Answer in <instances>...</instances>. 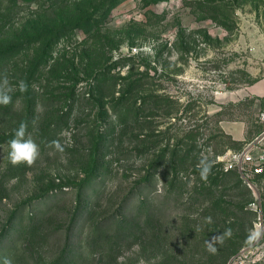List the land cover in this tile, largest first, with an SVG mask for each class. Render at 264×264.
Here are the masks:
<instances>
[{
	"label": "rangeland",
	"instance_id": "obj_1",
	"mask_svg": "<svg viewBox=\"0 0 264 264\" xmlns=\"http://www.w3.org/2000/svg\"><path fill=\"white\" fill-rule=\"evenodd\" d=\"M83 1L0 0V82L13 87L0 105V260L228 264L250 250L264 264L254 192L218 159L260 147L264 0H123L53 49L26 41L40 16L72 20ZM21 124L31 165L8 156ZM259 194L264 215V179Z\"/></svg>",
	"mask_w": 264,
	"mask_h": 264
},
{
	"label": "trees",
	"instance_id": "obj_2",
	"mask_svg": "<svg viewBox=\"0 0 264 264\" xmlns=\"http://www.w3.org/2000/svg\"><path fill=\"white\" fill-rule=\"evenodd\" d=\"M122 1L123 0H96L93 3L91 2V0H85L79 4L74 2L73 4H74L75 10H74V14L72 15L74 18L70 20L69 16L62 14L57 19L54 25H51V23L50 24L44 23L42 21V16H40L39 20H41L40 21L41 26H42L41 29L37 30L34 34H29L26 41L31 43V42H36V41H40L43 39V43H44V40L46 41L45 47L48 49L49 47L50 49H53L52 48L53 46H50V45L55 43L58 40V38H62L68 32L70 28H82L84 30L91 29L94 25L96 26L97 23L101 22L103 19L105 20L104 17H106V14L108 13V11H110L112 8H114L116 5H118ZM159 1H162V0H143L146 6L157 3ZM98 2L99 4H97ZM68 4L69 3L67 2L65 5L59 6V8H64L65 10H67L70 6ZM87 7L92 8V12L88 10ZM99 13H101V15H98ZM107 72H109V70L107 71L99 70L96 73H94L93 76L99 73V76L105 77L107 76ZM256 259L255 261H257ZM255 261L251 262L250 264L255 263Z\"/></svg>",
	"mask_w": 264,
	"mask_h": 264
},
{
	"label": "built area",
	"instance_id": "obj_3",
	"mask_svg": "<svg viewBox=\"0 0 264 264\" xmlns=\"http://www.w3.org/2000/svg\"><path fill=\"white\" fill-rule=\"evenodd\" d=\"M260 119L264 122V104L260 112ZM264 134V133H263ZM259 140V138H258ZM222 169L225 172L237 170L245 180L246 184L253 190L255 200L251 203L252 209L257 212V220L253 235L257 242L261 239L264 215L262 213L261 204L259 201L258 184L253 180V177L264 174V149L256 150L254 146H248L242 150L230 151L218 157ZM250 250H243L240 254L234 256L228 264H249ZM255 260H253L254 262Z\"/></svg>",
	"mask_w": 264,
	"mask_h": 264
},
{
	"label": "clouds",
	"instance_id": "obj_4",
	"mask_svg": "<svg viewBox=\"0 0 264 264\" xmlns=\"http://www.w3.org/2000/svg\"><path fill=\"white\" fill-rule=\"evenodd\" d=\"M19 88L21 91L26 90L27 85L21 81L19 83ZM13 87L9 85V81L7 78H4L2 82H0V105H8L12 101ZM10 152L8 153L9 160L12 164H20L27 163L31 165L34 160L37 158L38 145L35 141L30 137H26V125L21 124L20 127L15 131L14 138L9 141ZM200 170V176L202 179L207 180L209 174L213 168V162L210 161L207 157L202 158L198 164ZM230 235L229 231H225L224 233L217 234L212 237L211 240L207 241L208 251L215 253L216 252V244L223 243V237ZM0 264H12V260L8 257H4L0 260Z\"/></svg>",
	"mask_w": 264,
	"mask_h": 264
},
{
	"label": "crops",
	"instance_id": "obj_5",
	"mask_svg": "<svg viewBox=\"0 0 264 264\" xmlns=\"http://www.w3.org/2000/svg\"><path fill=\"white\" fill-rule=\"evenodd\" d=\"M263 133H264V131H263ZM263 133H261V135L258 137L259 138V141H260V147H256V145L254 146L255 147V149L256 150H259V149H264V134ZM257 138V139H258ZM233 171H237V170H233ZM238 172V171H237ZM239 173V172H238ZM240 174V173H239ZM241 175V174H240ZM241 177H242V175H241ZM264 179V174L263 175H257V176H255V177H253V180L258 184V188H259V181L261 180V179ZM242 179H243V177H242ZM244 180V179H243ZM245 181V180H244Z\"/></svg>",
	"mask_w": 264,
	"mask_h": 264
}]
</instances>
